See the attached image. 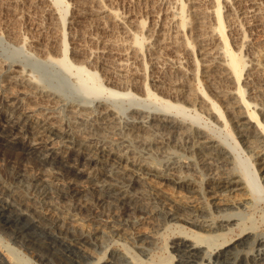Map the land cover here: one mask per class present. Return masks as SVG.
I'll list each match as a JSON object with an SVG mask.
<instances>
[{
  "label": "bare ground",
  "instance_id": "bare-ground-1",
  "mask_svg": "<svg viewBox=\"0 0 264 264\" xmlns=\"http://www.w3.org/2000/svg\"><path fill=\"white\" fill-rule=\"evenodd\" d=\"M28 1L40 6L49 16L50 26L58 32L54 50L56 55L63 54V57L56 61L68 69L72 65L67 54L64 37L66 35L63 36L65 22L61 21L66 16V9L58 6L64 0ZM145 1L153 5L152 10L148 9L147 12L151 16L156 15L160 9V13L168 14L166 17L170 14V20L175 22L182 42L178 40L182 43L184 51L188 52L186 55L192 68L186 69L187 73L194 75V80L200 83V88L197 86L196 90L190 92L189 89L184 90L172 85L171 89L168 86L170 90L167 91H161L160 88V91L158 88L152 90L150 86L153 84L147 80L144 81L145 84L137 85V77L140 76L136 73L127 78L126 74L120 77L121 73L115 76L112 72L99 78L97 71L79 64L74 69L80 75V84L89 86L88 94L95 93L97 96L94 100L85 97L71 98L57 85L35 80L21 63H7L0 58V149L3 147L7 151V155H0V167L5 165L10 170L7 176L0 174V227L11 230L17 242L26 240L22 245L28 247V250H36L39 253L45 250L48 259H61L64 264H141V253L134 248L137 253L127 247L120 254L94 256V247L100 244V235H97V232L100 230L102 235L107 232L125 234L134 240L133 247L146 250L147 247L149 249L147 245L153 243L158 231L167 229L172 224H177L180 232L172 243L168 244L171 250L166 257L167 264H264V233H256L254 225L244 226L238 234L228 236L233 233L235 226L242 224L237 209L248 207L249 199H253L256 190L264 194V174L260 176V172L264 173V143H259L261 147L255 143L258 146L256 150L251 148L259 167L255 166L257 163H252V171L241 169L240 173L237 168L225 164L229 161L226 155L229 151L238 154L237 149L243 147L236 133L230 135L233 142L229 148L226 142H219L211 126L207 128L208 124L213 125L217 121L210 120L206 124L191 122L187 114L191 108L198 106L209 114H214L213 117L216 116L218 121L226 126H229L228 122L232 124L240 133L242 142L248 141L252 144L261 137L264 138V118L261 119L258 110L264 112V106L259 107L246 97L249 95L246 90L255 74L261 73L264 76V57L251 58L249 62L252 61V64H247L248 60L232 48L228 40L230 33H226L228 23L224 24L222 14L224 6L231 11L235 6L239 7L247 19L248 26H257L264 30L263 10L253 3L254 0H250L253 4L248 6L243 5L245 1L242 0H211L212 8L207 10L206 17L213 23L207 29L208 32L202 34V38L209 44L218 40V44L205 48L199 61L189 53L192 39L186 37L189 14L186 17L185 0ZM172 6L179 10L174 12ZM155 7L160 9L157 11ZM231 11L224 13L230 16ZM91 13L99 18L110 16L112 20L121 19L116 8L102 3L91 9ZM84 14L87 13L73 15V19L68 21L69 26L70 23L76 22L75 18L83 17ZM127 16L131 18L128 13L125 17ZM133 18L126 20L136 27H142L143 18ZM167 19L164 21H168ZM11 33V36L18 35L16 31ZM129 34L131 40L107 39L102 48L83 47L82 51L84 50L83 53L87 55L89 62H92L95 56L110 55V62L113 58L118 72L125 70V66L128 68L126 61L132 60L137 64L144 58L140 44H144L145 38H139L137 33L132 31ZM155 43L156 41L147 46L149 52L156 47ZM244 44L246 45L245 40ZM45 48L40 52L49 50ZM202 59L204 61L201 62ZM247 66H251V69L246 70ZM144 68L146 70V67ZM209 71L216 73V80L224 81L223 85L220 83L223 87L219 86L221 89L218 87L217 91L222 93L226 102H219L202 88V82L205 80L201 78V74L206 76L207 80L211 76L207 73ZM145 76L148 79L146 74ZM156 78L160 79L159 76ZM158 79H155L156 82H161L162 78ZM134 86L142 91L138 94V90L134 89L133 92ZM180 92L184 94L181 95ZM130 95L139 96L136 99ZM128 96L129 110L136 112L134 115H122L119 112L123 110L120 102ZM155 97L163 104L149 107L148 99L153 98L154 102L160 103ZM262 115L264 116V113ZM151 120H154L155 124L156 121L171 122L179 130L172 131L179 132L185 140L183 148L192 152L191 156L199 158L204 166H215V172L209 174V177L213 178L206 183L204 190L197 192L206 205H216L219 215L211 210L209 212L207 206L197 209L195 199L200 197L195 195L194 181L190 177L174 174L175 169H182L187 165L184 159H168L164 164L158 165L137 155L136 149L128 139L121 138L111 142L100 140L94 133L97 129L107 130L120 126L134 135L138 143L148 144V138L141 136L137 127H145L139 122ZM85 121L91 124L87 131L79 127V124ZM156 142L168 143L164 139H156ZM250 144H247L248 147ZM2 152L4 154V151ZM181 161L185 163L184 167L182 163L179 164ZM188 166L195 168L194 165ZM171 181L174 182V189L170 190ZM254 198H257L256 195ZM221 201H225V206L218 205ZM179 212L184 214L183 217ZM88 222H94L103 228H89ZM146 225L152 226L148 232L143 231ZM25 255L21 251L12 252V247L0 236V264H31L24 260ZM143 259L146 261L145 257Z\"/></svg>",
  "mask_w": 264,
  "mask_h": 264
},
{
  "label": "rangeland",
  "instance_id": "rangeland-1",
  "mask_svg": "<svg viewBox=\"0 0 264 264\" xmlns=\"http://www.w3.org/2000/svg\"><path fill=\"white\" fill-rule=\"evenodd\" d=\"M185 2H186V11H185L186 17L189 14L188 15L189 18L187 17L188 22H187V27H186V34H187L186 37L189 39H192L190 40L192 41V48H191L192 51L190 49L189 53L191 52V56H194V58H197L199 60L200 56L201 57L203 56L200 54L204 53L205 48L209 46L213 47V45L218 44V40L215 41L214 44L213 43L209 44V43H206L205 40H203L202 38L203 37L202 34L205 35L208 32L207 29H209L213 23L210 18L206 17L207 10L212 8V3H211V0L209 1L208 0H190V1L185 0ZM242 2H243V5H246V6L252 5L253 3H255L256 6L262 8L263 14H264V0H254L253 3L250 0H242ZM101 3L107 5L108 7L113 6L114 8H116L117 12L119 13V18L121 19L119 21L112 20L110 16L109 17L104 16V17L99 18L93 15L92 13L90 14L91 9L97 8L99 4L101 5ZM58 6L59 8L66 9L65 11L66 16L61 21L62 23L65 22V26H63V31H64L63 36L66 35L64 37H66L65 38L66 45H67L66 49H67L68 58L72 65L71 67L66 69L63 66V64L56 61L57 59H61L63 57V54L56 55L57 53L54 50L56 47L55 37L58 35V32L50 26L51 20L49 16L43 12V9L38 5L31 4L28 0H0V58L7 63H14V62L21 63L23 67H25V69L28 70V72L32 74L35 80H37L40 83H44V84L47 83L50 85H57L59 88L64 90L65 94L70 95L71 98L85 97V98H90L91 100H94L97 96L95 93L88 94L89 86L85 87V85L80 84L78 80L80 75H78L76 73V69H74L75 66L79 64H83L88 69L97 71L99 78L103 77L105 74H109V73L111 74L112 72H113L112 75L116 74L117 76H119L121 73L120 77H122L125 74H126V77L127 76L131 77L132 73H136L138 74V76H140V77H137L139 78L138 80L139 82H137V85L138 83L139 85L143 84L144 81L147 80L151 84H153L152 86H150V88H153L152 90H154L155 88L156 89L158 88L159 90L160 88L161 91L162 89H164L163 91H167L171 89L172 85L175 87L177 86V87L184 88V90L189 89L190 92L194 91V89L196 90L197 86H199L200 88V83L194 80V75L187 73L188 70L186 69L192 68V66L189 65L188 63V55H186L188 54V52L184 51L182 47V43H180V41L182 42V38L179 36L176 30L175 22L170 20V17H171L170 14H169L170 17L169 16L166 17V15H168L166 14V12L160 13L161 9L159 7H155L157 11L160 9L158 11L159 15L158 13H156V15L151 16L147 12L149 10H152L153 5L149 4V2L145 0H98V1L96 0H64V2L62 4H59ZM235 7L231 11V10H228L226 6H224L223 7L224 11L222 10L223 11L222 14L224 15V17L223 15L222 17H223L224 24L226 25L228 23L226 25L227 26L226 33L227 34L230 33L228 35V38H229L228 40L232 48H234L235 51L237 50L236 52L239 53V55H243V57L248 60L247 64L249 65V64H252V61L249 62V59L250 60L251 58L252 59H255V58L262 59L264 57L263 55L264 54V30L261 27L248 26L247 19L244 16V14L241 12V9L239 7L238 8L237 7L235 8ZM173 8H174L173 10L174 12H177L179 10L177 9V7L172 6V9ZM229 11H231L232 14H230V16H227L226 14L230 13ZM80 13H87V14H84L83 17L81 16V17L75 18L76 22L74 24L70 23V26H69L68 21H71L73 19L74 17L73 15L78 16V14ZM127 13L131 15L130 16L131 18H129L128 16L125 17ZM123 16L125 19L123 18ZM135 16L139 18H143L142 27H136L133 23L128 22L133 17H134L133 19H135L136 18ZM158 16L160 17L158 18ZM126 19H129V20L127 21ZM166 19L168 21H164ZM224 19L227 21H225ZM160 23H162V25ZM201 27H203V29ZM238 29L242 31H239ZM12 31H16L18 33L17 37L11 36ZM130 31H132L133 33H137L139 38L142 37L143 40L145 38L144 44H140L141 50L144 53V58H143L144 60L142 59L143 62L141 61V62H138L137 64L134 63L132 60H128L129 63L126 61V65L128 66V68L125 66V70H122V71L120 70L118 72V68L117 66H115V62L112 61L114 60L113 58L110 62V59H111L110 55L109 56L101 55L97 57L94 55L95 57H93L92 62H89L88 61L89 59L86 57L87 55L83 53L84 50L82 51V49H84L83 47L85 48L88 47V48H93V49L102 48L104 47L107 39H119V38L121 39L122 38L121 40L123 39L126 41L131 40L132 37L129 34ZM178 39H180V41ZM240 39H243V40H240ZM153 40L156 41L155 44L157 48L154 47V49H152L153 51L151 50L149 52L147 50V46L149 44H153L154 43ZM244 40L246 42V45L244 44ZM42 47L44 48L47 47L45 48V50L49 49L47 50L48 52L45 51L47 54L49 53L48 55L44 54L45 52L44 53L40 52L42 51V49H44ZM175 47L177 48V50H175ZM155 48L157 50L159 49L160 50L157 51ZM242 50H243V53H242ZM184 61H186V63H184ZM202 61L204 60L202 59L201 62ZM144 67H146V70ZM126 68L129 69L131 72H129V70H127ZM248 69H251V66H247L246 70ZM114 71H116L117 73L116 72L114 73ZM207 73L211 75L208 77L209 79L207 80H206V76H203V74H201L202 77L200 76L203 80H205L202 82L204 84V85L202 84V88L204 87V91H206L207 93H211V96L214 99H217L219 100V102L222 103L225 100V97L222 96V93L217 91L218 90L217 88L219 86H221L222 88L224 81H220V79L216 80V77H215L216 73L214 74V71H209ZM145 74L148 76V79L145 78L146 77ZM158 76L160 79L161 78L163 79V80L161 79V82L159 81L160 84L158 81L156 82L155 80V79H158L156 78ZM210 81H212L213 83ZM192 82H194L195 85ZM215 82H216L215 84L216 86L214 85ZM210 83H212L213 86L212 84L210 85ZM220 83L222 85H220ZM157 85H159V87H156ZM136 86H134L135 88H133V92H135V90H138L136 91V93H138L139 91H142L141 89L139 90V88L137 89ZM168 86L170 89L168 88ZM122 88L127 89V87H124V86H122ZM221 88L219 87V89ZM158 90L156 91L158 92ZM182 92L186 93L185 91H182ZM182 92H180L181 95L184 94ZM247 92L249 93V95H246V97L250 99L251 101H254V104L257 103L259 107L264 106V76L263 74L261 73L255 74L253 80L248 85L246 93ZM158 95H160L159 92H158ZM130 96L132 98L134 97L137 99V96L139 95H135V96L130 95ZM129 98L130 97L128 96L127 99L120 102V106L123 107V110L119 112L122 115H128V114L134 115L136 113L133 110L132 111L129 110V103H130ZM154 99H157L159 101L158 97H155ZM148 100H149V105H148L149 107H156V105L161 106L159 104H163L160 101H159L160 103L154 102L153 98L148 99ZM224 102H226V100ZM92 104L94 105L95 101H93ZM182 104L184 105V102ZM188 105L189 104H187V106ZM201 110L203 109L197 106V107L191 108V110L187 112V114H189L188 118L190 119L191 122H196V123L201 122L202 124H206L207 122H210V120L212 122L213 121L220 122V120L218 121L216 116L213 117L214 114L212 113L209 114L207 110H203V111ZM224 110H226V108ZM258 110L261 113L260 115L261 119H263L264 116L262 115V113L264 112L261 111L260 109ZM227 114L228 113L226 111V115ZM208 117L209 119H207ZM153 121L152 120L147 121V122L141 121L142 123L141 122L139 123L144 124L145 127L143 126V127H137L138 129L136 128L139 131V133H141V136L144 135L148 138V140L146 139L148 141V144L138 143L137 138L134 135L130 134L127 129L121 128L120 126L117 128L112 127L107 130L97 129L96 131L94 130V133L97 137H99L100 140L106 139L107 141H111V142L118 141L121 138H126L136 149L138 153L137 155H140L144 159L154 161L158 165L164 164L165 161L168 159H184L185 162L187 163L186 165L187 167L186 166L184 167L185 163L183 164V161L179 162V164L182 163L184 168L182 169L174 168L175 169L174 174L176 176L190 177L194 181V187L196 189V193L195 192L194 193L195 195H197L198 194L197 191L204 190L206 183L209 182L213 178V177H209L210 176L209 174L212 171L215 172L214 170L215 166H210L209 168L207 166H204L200 162L199 158H196L194 156L195 157L194 159V157L191 156L193 155L192 152H189L183 148V145L185 144V140L183 139L182 135L179 134V132H177L179 131L178 128L174 127V125L171 122H167V121L157 122L156 121V124H155L154 123L155 121L154 122ZM217 122L216 124L214 123L213 125H211L212 123H210V125L208 124L207 128L211 126V128L213 129L212 132L216 136H218L219 142L220 141L223 143L226 142L225 144H227V146L230 148V143L232 144L233 142L230 135L231 133L234 132L236 133L239 141H241L240 143L243 146L242 148H240L241 150L237 149L238 154L235 151H232V152L229 151V153L226 154L229 160L225 162L226 166L233 167L235 169L237 168L236 170H239L240 173L242 172L243 169L244 171L246 170L250 171L251 169H253L252 163H257L255 166L259 167L258 161L256 160L257 158H255L252 155L251 150L255 148L258 149L257 148L258 146L261 147L262 145L260 144L264 143V141H262L264 140V138L261 137L260 140H257L258 143L252 142V144H250V142L248 141L242 142V137L240 133H238L237 130H235L236 128L234 129V126H232V124L230 125V123L228 122L229 126H226L223 122H220L219 124ZM157 123H162V125L157 124ZM154 124L156 125V127ZM79 127L83 129L84 131H87L91 128V124L90 122L85 121L84 123H80ZM172 130H177V131H172ZM154 133L157 135H154ZM156 139H164L168 143L158 144L156 142ZM251 139L253 140L254 138H251ZM255 143L258 146H256ZM247 144L248 145L250 144L251 147L250 146L248 147ZM0 146H2L1 140H0ZM1 149H0V155H7V153L5 154V152L7 151H5L3 147ZM2 151H4V154ZM238 159L240 162H238ZM186 160H188V162ZM188 165H194L195 168L193 167L191 168ZM9 173H10V170L7 167H5V165L0 167V174L2 176H7ZM263 174L264 173L260 172V176ZM171 182H170V185H171L170 190L174 189L172 187L174 186V182L173 181ZM170 185H168V187ZM198 195L200 197V194ZM255 195L257 197L256 199L254 198ZM222 197L225 198L227 196H222ZM254 197L252 200L249 199L250 203L247 204L248 207L242 206L243 208L241 207V209H237L239 210L238 217L239 219L242 220L241 221L242 224L240 223L238 226H235L233 233H230L228 235L229 237L234 236L235 234H238V232H241L244 226L252 227V225H254L253 229L255 230V232L257 231L256 233L258 234L264 233V194L256 190L254 192ZM221 203H219L218 205L219 206L224 205L225 201H221ZM195 204L197 205L196 207L197 209H201L203 208V206H205L206 208L207 206L209 207L208 209L209 212L213 211V213L218 214L216 205H213L212 206L213 208L211 206H208V204L206 205L205 201L201 197L195 199ZM179 214H181V217H183L182 215H184L180 212ZM87 226L89 228H94V229L98 228V230L100 228H103L94 222H88ZM2 228L0 227V236L3 238V241L12 247V252L15 253V252L21 251L22 253L26 254L24 260L30 262L31 264H54V263L62 264L63 263L61 259H60L61 262L57 258H54V261L52 259L51 261L50 258L48 259L47 255L44 253L45 250L44 252H41V253H39L38 251L36 252V250L34 251L32 249L28 250L29 249L28 247H25V245H22L23 242L24 243L27 242L25 239H24L25 241L22 242L21 240L19 241L20 242L19 243L13 238L14 233L12 234L11 230L5 229V228L2 229ZM150 229H152V226L146 225L143 228V231L148 232V230ZM179 230L180 228L177 226V224H172L171 227L158 231V234L155 236L156 239L154 238L153 243L151 242L149 245H147L149 246V249L147 247L146 250L140 249L138 247L137 248L133 247L135 244L134 240L129 238L125 234L116 235V234L107 232V234L104 233L102 235L99 230L97 232V235H100V238L98 239V242L100 244H98L97 247H94V250L96 252V253L94 252V256L95 255L103 256L104 254L108 256L111 253L120 254L121 252H123V250L127 249L128 247L131 251H134L136 253L139 250L138 253L139 252L141 253V255L139 254L140 255L139 257L141 260L144 257L146 258L147 262L145 261V259H143L142 261L140 260L141 264H158V263L167 264L168 259L166 257L169 256V250H171V248H168V244L172 243V241L174 240V237L179 234L178 233L180 232ZM221 241L222 239L219 240V242ZM133 248L136 249L137 251H135ZM147 250L149 251L150 254L147 253L148 252ZM165 259H166V262H164Z\"/></svg>",
  "mask_w": 264,
  "mask_h": 264
}]
</instances>
